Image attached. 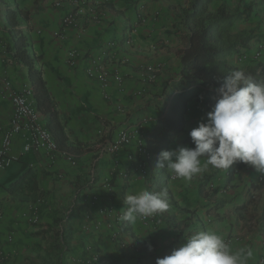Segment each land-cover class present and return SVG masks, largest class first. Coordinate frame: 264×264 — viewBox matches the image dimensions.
Returning <instances> with one entry per match:
<instances>
[{
  "label": "crops",
  "instance_id": "1",
  "mask_svg": "<svg viewBox=\"0 0 264 264\" xmlns=\"http://www.w3.org/2000/svg\"><path fill=\"white\" fill-rule=\"evenodd\" d=\"M57 1L8 3L21 12L20 28L29 51L40 56L43 79L69 142L84 151L74 154L75 167L62 158L54 164L46 156L24 154L22 169L0 183V264H88L94 256L100 264H156L199 231L221 235L233 252L243 250L246 264H264V174L252 166L236 162L224 170L209 165L190 181L171 179L175 174L166 168V190L155 187V192H167L168 210L134 223L121 219L128 208L126 197L150 191L159 171L151 164L145 175L135 173L136 159L120 149L98 161L93 179L89 175L95 143L113 140L120 129L143 118L148 119L143 126L147 135L163 112L165 94L180 81L178 52L188 44L180 18L190 0H93L64 29L65 9L57 7ZM222 4L239 11L251 8L249 20L238 22L234 30L256 36L230 63L242 71L264 64V50L262 58H253L258 38L264 46V0H215L209 11ZM4 7L0 2V134L12 115L3 98L4 83L14 88L28 84L26 68L11 53ZM128 32L131 44L125 45ZM111 42L118 47L105 88L87 75L86 61L75 68L68 65V51L100 57ZM121 60L126 63L119 64ZM114 74L121 75L120 83ZM208 111L197 101L190 104L184 132L170 150L190 148L182 141ZM40 123L45 124L43 115ZM205 160L201 157L202 165ZM27 169L37 189L35 202H22L6 191ZM206 178L210 181L204 185ZM34 208L40 217L37 224L30 222Z\"/></svg>",
  "mask_w": 264,
  "mask_h": 264
},
{
  "label": "trees",
  "instance_id": "2",
  "mask_svg": "<svg viewBox=\"0 0 264 264\" xmlns=\"http://www.w3.org/2000/svg\"><path fill=\"white\" fill-rule=\"evenodd\" d=\"M214 1L190 0L182 9L180 25L187 34L188 44L178 52L181 60L180 81L165 94L164 110L157 117L153 129L146 135L150 162L159 171V179L155 182L158 190H166L170 178L166 172L167 167L156 166L158 154L162 150H170L177 137L184 132L190 104L197 101L207 110H211L215 102L214 89L220 86L225 76L239 70L230 63V58L241 56V51L248 49L250 42L256 38L252 31L234 30L235 24L249 20L251 8L239 11L222 4L211 12L209 6ZM0 2L5 6L4 16L12 35V56L27 70L35 107L44 116L45 128L52 134L61 151L79 154L84 149L72 145L65 134L60 114L42 76L40 56L29 51L27 36L20 28L21 12L18 6L11 7L8 0ZM243 71L250 74L255 81L264 82V64L248 67ZM182 143L190 148L194 147L191 138L184 139ZM209 181L206 178L204 185ZM25 183L28 189L24 188ZM211 190L212 188L209 189ZM6 191L22 202H35L37 189L30 169L10 183Z\"/></svg>",
  "mask_w": 264,
  "mask_h": 264
},
{
  "label": "clouds",
  "instance_id": "3",
  "mask_svg": "<svg viewBox=\"0 0 264 264\" xmlns=\"http://www.w3.org/2000/svg\"><path fill=\"white\" fill-rule=\"evenodd\" d=\"M214 93L211 110L189 132L194 147L162 150L156 166L167 167L186 181L209 165L227 170L236 162L264 174V82L236 70L223 78ZM201 157L206 158L203 165ZM125 202L128 208L121 219L130 223L166 212L169 207L166 191L129 194ZM246 259L243 250L233 252L221 235L199 231L170 255L157 258L156 264H246Z\"/></svg>",
  "mask_w": 264,
  "mask_h": 264
},
{
  "label": "built area",
  "instance_id": "4",
  "mask_svg": "<svg viewBox=\"0 0 264 264\" xmlns=\"http://www.w3.org/2000/svg\"><path fill=\"white\" fill-rule=\"evenodd\" d=\"M86 4H93V0H59L56 2L57 7L65 9L62 18V29L73 24L76 16L81 15ZM59 37L60 33H54ZM130 32L127 33L123 41L125 45H130ZM118 45L111 42L108 45L107 52L100 57H85L83 53L76 50L67 52V63L70 67L75 68L81 61H86V73L94 79L102 88L109 84L110 66L114 62ZM264 50L263 45H259L254 51V59L262 58ZM263 51V52H262ZM119 64H125L126 60H121ZM158 70H155L157 72ZM113 79L120 83L122 77L120 74H114ZM153 79V76H152ZM5 98L12 107V115L9 119L8 126L0 134V173L6 171L10 163L19 162L22 155L34 153L46 156L55 164L57 158H62L70 166H77L76 156L67 151H61L52 134L40 123L42 114L36 109L32 97V87L23 84L19 88L12 87L10 82L4 83ZM148 119L143 118L138 124L125 127L118 131L117 136L110 141H100L93 146V158L89 163V175L93 179L95 176L96 165L98 161L106 155H113L120 149L129 152V159L135 158L137 161L135 173L145 175L147 168L151 165L150 153L147 146L146 134L143 132V126ZM175 175L171 177L174 179ZM149 192L155 193V186H152ZM38 209H32L30 222L37 224L39 222ZM146 219V218H145ZM88 264H100L96 256L88 261Z\"/></svg>",
  "mask_w": 264,
  "mask_h": 264
},
{
  "label": "rangeland",
  "instance_id": "5",
  "mask_svg": "<svg viewBox=\"0 0 264 264\" xmlns=\"http://www.w3.org/2000/svg\"><path fill=\"white\" fill-rule=\"evenodd\" d=\"M212 8V5H211ZM261 45L260 40L257 39L255 42V49ZM22 163L20 162H13L10 163L4 174L0 177V183L5 184L7 183L14 175H16L22 169Z\"/></svg>",
  "mask_w": 264,
  "mask_h": 264
}]
</instances>
